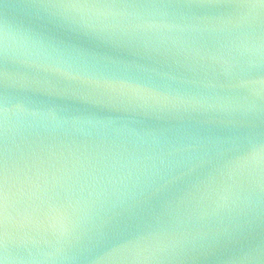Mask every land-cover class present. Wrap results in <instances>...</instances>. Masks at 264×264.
<instances>
[{
  "label": "water",
  "instance_id": "obj_1",
  "mask_svg": "<svg viewBox=\"0 0 264 264\" xmlns=\"http://www.w3.org/2000/svg\"><path fill=\"white\" fill-rule=\"evenodd\" d=\"M242 2L0 0L10 264H264V9Z\"/></svg>",
  "mask_w": 264,
  "mask_h": 264
},
{
  "label": "snow or ice",
  "instance_id": "obj_2",
  "mask_svg": "<svg viewBox=\"0 0 264 264\" xmlns=\"http://www.w3.org/2000/svg\"><path fill=\"white\" fill-rule=\"evenodd\" d=\"M153 6L181 5L167 3ZM238 6L264 9V0H243V2ZM6 136V115L4 114V110L0 108V264H10V258L8 255L9 189Z\"/></svg>",
  "mask_w": 264,
  "mask_h": 264
}]
</instances>
